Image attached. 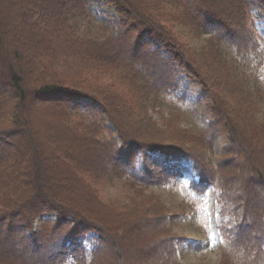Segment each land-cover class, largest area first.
I'll return each mask as SVG.
<instances>
[{
  "label": "trees",
  "instance_id": "obj_1",
  "mask_svg": "<svg viewBox=\"0 0 264 264\" xmlns=\"http://www.w3.org/2000/svg\"><path fill=\"white\" fill-rule=\"evenodd\" d=\"M259 25L264 0H0V264H183L178 214L106 201L99 185L181 180L184 165L190 184L217 191L220 264H264L261 80L237 60L258 49ZM193 87L211 100L200 132L149 116ZM32 99L62 141L36 134ZM156 247L165 259L148 256Z\"/></svg>",
  "mask_w": 264,
  "mask_h": 264
},
{
  "label": "rangeland",
  "instance_id": "obj_2",
  "mask_svg": "<svg viewBox=\"0 0 264 264\" xmlns=\"http://www.w3.org/2000/svg\"><path fill=\"white\" fill-rule=\"evenodd\" d=\"M51 9V11L54 12L55 9L53 7H51ZM70 13L71 10L67 7L60 12V16L63 19L64 16H67ZM15 15L17 16V8L11 12L9 17L12 19V16L15 17ZM107 16L108 13L104 10L99 13L101 20L106 19ZM35 21L36 20L30 19L25 22H28L27 25L30 27H39L38 29L36 28L35 31L42 30L49 31L53 35L57 34L53 25H47L48 28H46V26L41 27L35 25ZM4 30L5 33L9 34L12 29L11 26L8 25ZM256 30L257 34L255 32V38L258 40V49L254 50L250 48L246 52V56H251L252 52L255 51L251 56L253 59H251V57L249 59L237 57V60L241 61L242 64H246L244 61H247L249 71H254L257 77L261 80L260 86L255 85L254 89H262V94L260 95V92L258 94L253 90V96H256L261 100V102H258L260 110L257 112V117L264 125V27L259 25ZM34 33V31H31L32 36L35 35ZM38 36L41 37L43 35L38 34ZM12 44L14 46L15 42H12ZM31 44L33 45L34 43L31 42ZM139 68H142V66L139 65ZM12 91L13 90L10 89V93ZM187 92L188 94H185V99L183 101L179 102L176 97L170 98L161 104L156 110H152L149 113V116H153L164 128L186 129L195 133L200 132L204 128V123L207 117L204 115L203 110L205 105L211 103V100L209 97H201V89L199 87H193ZM36 103H38V99H32L29 106L30 109L34 110L33 117L35 122H37V125L34 127L36 134L39 136L40 132L43 133V130L40 127L41 124L45 126L49 139L57 141L61 140L62 133L56 129L55 131H51L52 128H49V125L52 123L49 119L50 113L45 112V114H42L41 108L36 106L38 105ZM65 139L68 140L69 137L67 136ZM65 142L66 141L64 140L63 146H66ZM223 142L224 144L227 143L225 135H222L217 139V151L220 150ZM75 160L77 163L85 164L89 159L83 157L75 158ZM105 162L108 164L110 163L109 159H106ZM241 162L242 158H236V166L240 167ZM182 167L184 169L185 177L181 180L173 179L161 184H152L148 186L130 185V183L124 179H116L113 182L101 181L99 185L100 194L104 200H113L117 202V204L129 203L130 201L144 203L160 201L167 213L178 214L180 216L174 224V233H178V235L187 238V241H185L187 248L183 249L180 253L181 262L183 264H220L224 256V238L221 236L218 228L220 222V207L216 196L217 191L210 188L203 192L201 189L196 188V185L190 184L192 170L188 165ZM243 170L241 171V174L244 173ZM63 173L65 174L66 172ZM218 175L220 176L218 181L221 184L227 177L228 173L224 174L223 172H220ZM260 188L261 191H263L264 187L261 186ZM230 194L234 198H237V195H239L235 189L230 190ZM72 197L75 198V196ZM9 244L10 243L8 242L7 245ZM3 247L4 244L0 241V248ZM148 256L158 261L161 257L165 259L164 249L156 247L148 254ZM142 261L143 259H139L140 263Z\"/></svg>",
  "mask_w": 264,
  "mask_h": 264
}]
</instances>
